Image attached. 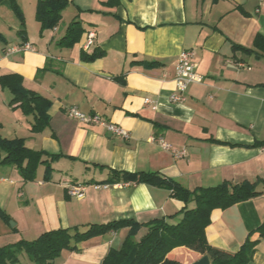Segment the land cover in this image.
I'll return each mask as SVG.
<instances>
[{
	"label": "crops",
	"instance_id": "obj_1",
	"mask_svg": "<svg viewBox=\"0 0 264 264\" xmlns=\"http://www.w3.org/2000/svg\"><path fill=\"white\" fill-rule=\"evenodd\" d=\"M109 1L70 0L59 25L43 33L36 14H25L32 46L26 52H9L23 45L20 23L0 15V79L19 75L27 90L51 102L48 125L35 133L34 116L11 106L12 94L0 83V134L57 156L51 170L40 165L36 179L27 182L16 167L0 163V207L10 218L0 220V247L60 229L121 220L147 224L185 207L165 188L110 183L113 172H127L157 173L190 191L256 183L259 196L213 210L206 229L211 246L239 251L264 224V55L254 47L264 37V0ZM74 19L85 31L81 40L73 48L59 46ZM89 33L94 39L86 50ZM96 49L101 58L82 59ZM184 51L193 53L202 80L175 103L170 97L177 92L176 64ZM70 107L101 116L129 137L71 119ZM159 139L187 157H174ZM72 185L86 188L84 198L68 194ZM129 233L123 228L93 237L77 251H63L55 264H102ZM252 240L259 242L250 264H264V238L255 233ZM174 252L191 255L188 264L201 258L184 248Z\"/></svg>",
	"mask_w": 264,
	"mask_h": 264
},
{
	"label": "trees",
	"instance_id": "obj_2",
	"mask_svg": "<svg viewBox=\"0 0 264 264\" xmlns=\"http://www.w3.org/2000/svg\"><path fill=\"white\" fill-rule=\"evenodd\" d=\"M108 3L116 6L119 0L114 2L110 0ZM2 5H7L15 13L20 23L18 35L22 38L23 44H26L28 40L25 17L16 0H0V6ZM69 5L70 0H37L35 18L40 24L41 33L55 29ZM84 32L82 23L74 19L58 45L73 48L81 40ZM1 39L3 37L0 34ZM254 47L264 55L263 36L259 35L256 38ZM235 48L240 47L235 46ZM103 54L96 49L90 55L82 54V59L92 62L101 58ZM0 83L3 89H7L12 94L11 106H17L25 114L34 116L35 124L32 131L38 133L45 129L49 123L47 111L51 102L27 90L19 75L4 76L0 79ZM45 157H48L50 161L44 160ZM56 158L57 156H51L42 151L28 149L23 139L8 140L0 134V163L16 167L26 182L36 179L40 165H46L47 169L51 170L50 163ZM113 173L110 183L131 182L165 188L174 198L184 203L185 207L174 216L156 219L147 224L121 220L107 225H89L84 230L74 227L47 232L33 241L20 240L15 244L0 247V264H20L22 254H26L32 264H55L63 251H77L78 244L96 236L116 233L123 228L130 229L128 237L120 249L109 251L102 264H183L179 260L170 258L171 252L178 248H184L199 257L207 255L210 264H250L252 262L259 242V240H252V236L256 233L260 239L264 238V224L250 235L237 252L211 246L206 236V229L211 223L213 210L226 209L259 196L256 183L244 182L233 185L225 182L215 187L190 191L157 173ZM192 203L195 204L193 208L190 207ZM178 215L181 218L172 222L171 219ZM0 220L6 223L10 221L1 207ZM142 229H145V233L138 239Z\"/></svg>",
	"mask_w": 264,
	"mask_h": 264
},
{
	"label": "built area",
	"instance_id": "obj_3",
	"mask_svg": "<svg viewBox=\"0 0 264 264\" xmlns=\"http://www.w3.org/2000/svg\"><path fill=\"white\" fill-rule=\"evenodd\" d=\"M93 39H94V33H89L88 40L84 45V49L87 50L92 46ZM31 50H32V46L26 43L20 47L12 48L11 50H9V52L17 53V52H26ZM192 59H193V53L184 51L180 54L177 60L176 77H175L177 92L171 95L170 97L171 102L181 103L185 101V97L183 96V94L186 92L188 87L191 84L200 83L202 80V78L196 73V65L193 63ZM147 102L148 100H146V103ZM67 115L71 119L77 120L81 123L101 125L105 127L112 134L121 136L123 138L129 137L128 132L126 130L115 124L105 121L101 116L97 114H86L80 111L77 107H70L67 110ZM159 142L165 150L171 151L174 154V157L179 159L187 157V153L185 151L179 152L172 150L171 145L167 144L163 139H159ZM85 191L86 188L81 185H72L68 188V194L71 197H76L79 199L84 198Z\"/></svg>",
	"mask_w": 264,
	"mask_h": 264
},
{
	"label": "rangeland",
	"instance_id": "obj_4",
	"mask_svg": "<svg viewBox=\"0 0 264 264\" xmlns=\"http://www.w3.org/2000/svg\"><path fill=\"white\" fill-rule=\"evenodd\" d=\"M16 3L18 4V6L20 7L21 11L23 12L24 17H25V14H26L27 18L30 19V17L31 18L33 17V13L36 14V10L33 8V0H16ZM3 14H10L11 18L15 22L18 21V18L16 17L15 13L7 5L0 6V15H3ZM34 24H36V22L33 19L29 20L30 27L34 26ZM31 29H32V27H31ZM170 258L179 260L183 264H188L192 260V256L189 255L186 252H174V253H171L170 254ZM20 259H21L20 260V262H21L20 264H32L26 254H22Z\"/></svg>",
	"mask_w": 264,
	"mask_h": 264
},
{
	"label": "water",
	"instance_id": "obj_5",
	"mask_svg": "<svg viewBox=\"0 0 264 264\" xmlns=\"http://www.w3.org/2000/svg\"><path fill=\"white\" fill-rule=\"evenodd\" d=\"M192 264H210V259L207 255H205Z\"/></svg>",
	"mask_w": 264,
	"mask_h": 264
}]
</instances>
